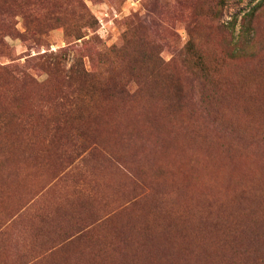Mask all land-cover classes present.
<instances>
[{"label":"rangeland","instance_id":"1","mask_svg":"<svg viewBox=\"0 0 264 264\" xmlns=\"http://www.w3.org/2000/svg\"><path fill=\"white\" fill-rule=\"evenodd\" d=\"M80 1L0 0V264H264V0Z\"/></svg>","mask_w":264,"mask_h":264},{"label":"bare ground","instance_id":"2","mask_svg":"<svg viewBox=\"0 0 264 264\" xmlns=\"http://www.w3.org/2000/svg\"><path fill=\"white\" fill-rule=\"evenodd\" d=\"M188 175L187 177H185V183L183 185V194H184V198H185V202L186 201H193V200H197V194L199 195V192L202 194L204 192V189H206L207 187H211L212 188V191L214 193H217V191H221V189L224 187L226 188L227 190L229 191H233L235 188H239V185H242V180L243 178L246 176L247 173L250 172V168L249 166L244 162V161H240L239 159H236V160H233V161H230L228 163H222V164H219V165H216V166H213V167H210L208 169H204V170H200L198 172H194V169L188 171ZM22 184V183H21ZM20 184V185H21ZM236 190V189H235ZM194 204V202H192ZM195 205V204H194ZM188 207V205H187ZM193 207V205L191 206ZM196 207V206H195ZM194 207V208H195ZM190 209V208H189ZM193 210V209H192ZM189 226V225H188ZM185 228V227H184ZM189 228V227H188ZM185 233V232H184ZM184 235V234H183ZM188 236V235H187ZM197 236V235H196ZM192 237V236H191ZM191 237H188V238H191ZM186 238V240L188 239ZM194 238V237H192ZM183 240V238H182ZM196 240V238H195ZM191 241V240H190ZM188 240V244L190 245V242ZM197 241V240H196ZM201 242H204L201 240ZM208 242V241H207ZM206 242V243H207ZM184 243H185V240H184ZM194 243V242H193ZM210 243V242H209ZM187 244V243H185ZM187 244L186 247H188L189 245ZM197 244V243H195ZM194 244V245H195ZM199 244L200 241H199ZM208 244V243H207ZM207 244L205 246H207ZM212 245V244H211ZM209 245V246H211ZM215 245V244H214ZM214 245H212V247H214ZM196 246H202V245H196ZM194 247V246H192ZM191 248V247H190ZM204 248V247H203ZM210 248V247H209ZM216 248V247H215ZM238 248V247H237ZM205 249V248H204ZM219 249V248H218ZM217 249V250H218ZM223 249V247L221 248V250ZM186 250H189V249H186ZM196 250V249H195ZM197 250H198V247H197ZM196 250V251H197ZM202 250V249H201ZM213 250V249H212ZM215 250V249H214ZM221 250L219 251L221 253ZM183 251V250H182ZM185 251V250H184ZM190 251H194L193 250H190ZM200 251V250H198ZM208 251V250H207ZM206 251V252H207ZM216 251V250H215ZM213 254L217 256H221V254L219 253V255H217L215 252ZM204 252V253H206ZM223 252V251H222ZM185 253V252H184ZM191 253V252H190ZM199 253V252H198ZM197 253V254H198ZM203 252L200 253V255L202 254ZM208 253V252H207ZM206 253V254H207ZM187 254V253H185ZM213 254H210L211 257ZM203 255V254H202ZM205 255V254H204ZM189 256V255H188ZM193 256H194V253H193ZM193 256H189L190 257H193ZM196 256V255H195ZM187 257V256H186ZM197 258H199L198 256H196ZM202 257V256H201ZM195 259V257H193ZM206 258V257H205ZM208 258V257H207ZM210 258V256H209ZM208 258V260H209ZM218 258V257H217ZM202 259V258H201ZM213 260H209L210 261H214V258H212ZM216 259V258H215ZM223 258H221L220 260H222ZM193 260V259H192ZM192 260L189 259V261H191L192 263ZM194 261V260H193ZM198 261V260H197ZM201 261V260H200ZM217 261V260H216ZM196 262V261H195ZM194 262V264H195ZM190 262L188 264H191ZM204 263H205V260H204ZM208 262H206L207 264ZM193 264V263H192ZM196 264H201L200 263H197Z\"/></svg>","mask_w":264,"mask_h":264},{"label":"trees","instance_id":"3","mask_svg":"<svg viewBox=\"0 0 264 264\" xmlns=\"http://www.w3.org/2000/svg\"><path fill=\"white\" fill-rule=\"evenodd\" d=\"M5 5H7L8 7L13 6V7H17L20 10H22V15L24 16V18H32L34 19L36 22H41V20L43 19V16L36 11L33 3H31V0H4ZM35 3V2H34ZM76 3L79 5V7H81L82 10H86V6L84 4H82V2L80 0H76ZM60 7L55 6V10L52 12L53 15L58 14V10ZM26 29H28V31H32L35 33H39L42 31H39L40 29L37 30L36 25L28 23L26 25ZM176 187H179L178 183H175ZM179 190V188H178Z\"/></svg>","mask_w":264,"mask_h":264}]
</instances>
